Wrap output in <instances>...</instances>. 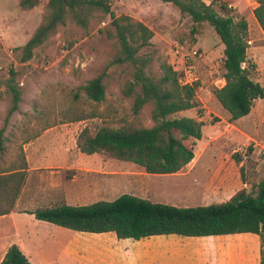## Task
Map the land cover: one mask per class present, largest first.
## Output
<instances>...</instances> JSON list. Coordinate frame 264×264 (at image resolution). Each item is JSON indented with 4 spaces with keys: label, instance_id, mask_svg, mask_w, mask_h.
Instances as JSON below:
<instances>
[{
    "label": "rangeland",
    "instance_id": "obj_1",
    "mask_svg": "<svg viewBox=\"0 0 264 264\" xmlns=\"http://www.w3.org/2000/svg\"><path fill=\"white\" fill-rule=\"evenodd\" d=\"M45 1L40 0L31 9H23L19 0H0V128L4 127L0 170L20 164L26 154L60 150L64 162L38 163V170L53 171L56 177H64V180L70 178L85 197L80 203L85 204L129 193L153 202L192 207L225 201L240 188L248 192L253 190V185L264 176V98L254 101L248 120L229 119V114L211 92L212 88L222 86L224 80L220 70L223 44L210 25L205 23L200 34L191 36L190 19L181 16L170 2L113 0L115 15L128 14L153 30L150 49L155 55H162L176 65L172 48L177 44L194 46L202 52L195 81L198 83L195 96L198 105L178 113V116L195 117L202 122V137L196 144L195 159L177 173L151 174L135 163L101 153L85 154L76 147L78 135L84 127L93 130L103 124L119 125L134 117L146 126L152 124L150 104L134 116L132 99L120 92V83L129 77L130 67L109 65L114 53L112 43L105 33L98 31L109 21L108 18L96 24L87 35L81 31L58 32L52 37V43L38 49L33 58L24 62L20 60L19 47L40 22ZM241 4L250 9L252 0L241 1ZM245 19L252 24L248 13H245ZM263 38L251 26L247 55L255 64L253 79L264 87ZM66 41H72V46L66 48ZM10 68L18 72L16 81L23 94L19 109L5 122L9 95L3 81ZM152 71L157 72L155 64ZM102 72H105V98L94 102L78 87ZM78 117L84 119L76 120ZM54 143L56 148L51 146ZM235 155L240 156L239 163L233 157ZM15 211V223L0 220V239L16 233V229L21 234L28 232L29 238L36 234L38 239L35 238L30 247L36 264H73L60 253V248L70 236L79 234L78 231L35 219L30 214L28 217L20 208ZM55 228L64 231L58 232ZM145 240L121 239L120 243L129 246H119L108 264H151L149 256L142 252L131 253L133 247L143 249ZM6 245V242H0V252ZM82 246L93 255L105 256L107 252L97 242H86ZM105 247L111 249L108 243ZM84 253L79 250V254Z\"/></svg>",
    "mask_w": 264,
    "mask_h": 264
},
{
    "label": "trees",
    "instance_id": "obj_2",
    "mask_svg": "<svg viewBox=\"0 0 264 264\" xmlns=\"http://www.w3.org/2000/svg\"><path fill=\"white\" fill-rule=\"evenodd\" d=\"M170 2L181 16L191 21L189 34L201 33L210 25L223 44L221 77L224 83L211 92L235 121L247 115L257 99L264 98V87L253 79V64L247 55L249 27L244 16L232 9L225 0H162ZM254 17L264 34V0H256ZM40 0H19L23 9L37 6ZM113 0H46L40 22L28 40L19 47L20 60L28 61L37 50L52 43L58 32L81 31L87 35L96 24L109 21L98 31L105 33L114 53L111 66L130 67L129 77L120 83V92L131 98V111L137 116L150 104L152 124L146 126L137 118L119 125L103 124L90 130L84 127L76 147L85 154L101 153L143 167L146 173L172 174L181 170L194 157L196 144L202 137V122L195 117L178 116L179 112L197 107L198 83L181 85L180 72L162 55L151 50L153 30L128 14L115 15ZM66 48L72 41H66ZM156 65L157 72L152 71ZM18 72L8 70L4 79L9 104L5 122L19 109L23 90L16 78ZM105 72L88 78L78 87L89 100L105 98ZM201 112L200 110H198ZM84 119L78 117L76 120ZM4 127L0 128V150ZM237 163L240 156H233ZM27 164L0 170V215L10 213L24 183ZM241 170V168H240ZM251 192L238 189L219 203L192 207L153 202L133 194L123 193L111 200L87 204L58 203L36 208L38 220L74 231L89 233L113 232L118 239L140 240L153 235L176 234L187 237L254 233L260 241V263L264 264V176ZM0 264H31L16 244L7 247Z\"/></svg>",
    "mask_w": 264,
    "mask_h": 264
},
{
    "label": "crops",
    "instance_id": "obj_3",
    "mask_svg": "<svg viewBox=\"0 0 264 264\" xmlns=\"http://www.w3.org/2000/svg\"><path fill=\"white\" fill-rule=\"evenodd\" d=\"M228 1L230 2L229 5H232V7L236 9V11L242 16L245 17V13H248L250 15L252 24L247 21L249 27V37L251 36V26L256 34H261L264 37L259 24L257 23V21L255 22L256 19L254 20L255 17L253 18V8L257 5L256 0H252V6L250 9L246 5L241 4V1H243L244 3L246 0ZM202 44L204 46V42H202ZM221 57H223V53ZM250 112L247 115L237 119L236 121L248 120ZM238 129L241 133L246 134V131L243 128L238 127ZM29 145H31V143ZM51 146L53 148H56V143H54V145L51 144ZM195 154L193 159L189 163H191L195 159ZM68 160L71 161V158H69ZM25 161L27 164V168L24 183L15 201L14 208L10 213L0 215V220H4L8 223L14 221L15 216L13 215L14 213H16V208H20L21 210H23L26 213L25 215L29 217L28 214L33 215L29 212L34 211L36 208H38V206L49 207L58 203H72V205L85 204V202L80 203V201L85 197L80 194L78 186L73 182H70V178H65L66 180H64V177H56L53 171L44 172L38 170V163L57 164L60 162H64L60 150L56 151L54 149V151H48L46 154H37L36 152L32 155L26 154ZM65 161L67 160L65 159ZM60 169L63 168L60 167ZM55 229H57L58 232L64 231L60 230V228ZM86 233L89 232H79V234L70 236V239L60 248V253L70 261H72L73 264H108L111 261L113 255H115V250L119 248V246H129L127 245V243H120L121 239H118L113 232L90 233L98 234L97 236H88L85 235ZM35 238L38 239V237H36V234H31L29 238L28 232L26 234H21L17 231V229L16 233H13L10 236L2 237L0 239V242H6L7 245L0 252V260L2 259L7 247L14 243L19 246V248L23 251L31 264H36V261H33V253L32 251H30L31 245L35 242ZM143 239H146L143 249L133 247L131 248V253L135 254L138 251L142 252L147 257L149 256L151 264L260 263V241L259 236L254 233L207 235L201 237H187L176 234H168L153 235L150 237L142 238L140 240H142L143 242ZM105 240H108L107 243L110 247L114 244L115 245L111 247V249L106 248L105 245L107 243H104ZM132 240L140 241L134 239ZM86 242H97L103 245L108 253L106 252L105 256L93 255L92 253H89L85 247L82 246V244ZM79 250L85 251V253L79 254ZM148 251H151V253L149 254ZM132 258H129L130 263H133ZM37 264H39V262H37Z\"/></svg>",
    "mask_w": 264,
    "mask_h": 264
},
{
    "label": "built area",
    "instance_id": "obj_4",
    "mask_svg": "<svg viewBox=\"0 0 264 264\" xmlns=\"http://www.w3.org/2000/svg\"><path fill=\"white\" fill-rule=\"evenodd\" d=\"M247 43L250 45L251 40H247ZM172 54L176 62V65L172 62L174 68L180 72L179 83L181 85H191L197 81V64L202 58V52L194 46L186 47L182 44H177L172 48ZM178 64H180L179 68ZM233 151L237 152L238 150ZM240 153L245 156V152L241 151Z\"/></svg>",
    "mask_w": 264,
    "mask_h": 264
}]
</instances>
